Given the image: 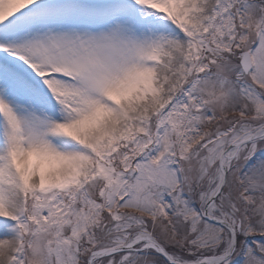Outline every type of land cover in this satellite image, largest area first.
<instances>
[{"label":"snow or ice","instance_id":"obj_1","mask_svg":"<svg viewBox=\"0 0 264 264\" xmlns=\"http://www.w3.org/2000/svg\"><path fill=\"white\" fill-rule=\"evenodd\" d=\"M0 264H264V0H0Z\"/></svg>","mask_w":264,"mask_h":264}]
</instances>
